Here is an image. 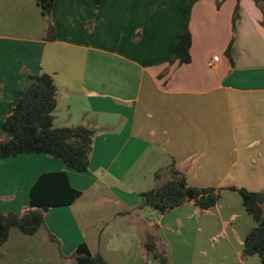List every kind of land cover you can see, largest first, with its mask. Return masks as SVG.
<instances>
[{
	"label": "crops",
	"instance_id": "crops-1",
	"mask_svg": "<svg viewBox=\"0 0 264 264\" xmlns=\"http://www.w3.org/2000/svg\"><path fill=\"white\" fill-rule=\"evenodd\" d=\"M191 1L55 0L48 39L37 0H0V143L29 76L43 73L57 85L55 121L96 131L84 173L46 154L0 158V213L26 212L44 174L65 173L82 192L52 208L35 235L12 229L0 264H77L82 244L109 264H160L149 242L168 264H262L242 256L257 224L237 192L207 211L193 202L165 214L140 208L141 193L171 181L173 166L195 187L264 191V7L198 0L188 22ZM187 27L192 61L172 62ZM93 208L107 214L96 237L81 218Z\"/></svg>",
	"mask_w": 264,
	"mask_h": 264
},
{
	"label": "trees",
	"instance_id": "trees-1",
	"mask_svg": "<svg viewBox=\"0 0 264 264\" xmlns=\"http://www.w3.org/2000/svg\"><path fill=\"white\" fill-rule=\"evenodd\" d=\"M54 1L37 0L48 22V39L56 38V28L51 21ZM197 1L192 0L185 9L188 22ZM254 1L264 7V0ZM191 48L192 34L187 27L176 46L172 62L191 63ZM232 48L231 45L227 55L231 56ZM29 77L31 86L20 93L18 102L10 110L4 123L3 129L10 138L0 143V158L8 159L22 154H46L62 160L77 172L89 171L96 131L85 125L55 127V113L59 105L55 79L48 73ZM173 175L171 181L141 193L140 208H151L165 214L193 202L200 210L207 211L217 205L224 191L237 192L243 199L246 211L257 224L245 239L242 256L248 258L258 255L264 264V191L252 192L235 185L225 188L195 187L189 183L185 173L174 166ZM156 178H160V172ZM81 196L82 192L69 184L65 173L42 175L31 191V204L26 212L0 213V248L9 241L12 229H18L25 235H35L45 226L46 215L52 208L71 206ZM50 237L55 240L54 236ZM146 249L153 253L160 264H168L154 243H147ZM73 257L77 264H109L101 254L93 255L86 244L80 245Z\"/></svg>",
	"mask_w": 264,
	"mask_h": 264
},
{
	"label": "rangeland",
	"instance_id": "rangeland-1",
	"mask_svg": "<svg viewBox=\"0 0 264 264\" xmlns=\"http://www.w3.org/2000/svg\"><path fill=\"white\" fill-rule=\"evenodd\" d=\"M66 109H67V107L64 108V110H66ZM64 110H61V111L59 110L58 112L59 113L60 112L62 113ZM63 119L65 120L66 123H64V121H62L60 119L59 122L58 121L57 122L55 121V125H58L59 126V124H66L67 127H77V126H80L79 124H81V123H73V122H72V124H70L69 121H67V116L63 117ZM82 124H84V123H82ZM147 191H150V189H146V192ZM87 195L89 196L90 194H87ZM99 195L101 196L100 193H99ZM144 209H147V211H155V210H153L151 208H144ZM83 216L81 215V218L83 219V229L85 230L86 234H88V233L94 234L95 237H96V236H99L102 233V231H104L106 229L107 223L105 222V220L107 219V214L102 209L93 208L92 211H89V214H85ZM88 216H91V221H95L94 223L96 224V227H95L94 230H92V228L89 226V223L92 224V222H88L86 220V218ZM119 224L112 225L111 226L112 228H110L111 231H113L114 230V227H116ZM151 264H158V263L157 262H152Z\"/></svg>",
	"mask_w": 264,
	"mask_h": 264
},
{
	"label": "built area",
	"instance_id": "built-area-1",
	"mask_svg": "<svg viewBox=\"0 0 264 264\" xmlns=\"http://www.w3.org/2000/svg\"><path fill=\"white\" fill-rule=\"evenodd\" d=\"M218 59H219L218 57H214V61H216V62H217V61H218Z\"/></svg>",
	"mask_w": 264,
	"mask_h": 264
}]
</instances>
